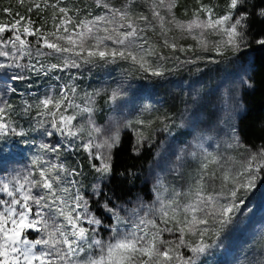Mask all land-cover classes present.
I'll return each mask as SVG.
<instances>
[{
  "label": "snow or ice",
  "instance_id": "6c2138e0",
  "mask_svg": "<svg viewBox=\"0 0 264 264\" xmlns=\"http://www.w3.org/2000/svg\"><path fill=\"white\" fill-rule=\"evenodd\" d=\"M180 10V0L0 9L11 17L0 18V264H211L216 250L229 252L264 183V145H247L231 122L232 85L254 86L240 57L253 39L264 47V0H225L219 10L195 0L191 15ZM200 61L233 68L210 91L191 82L182 110L141 103L150 101L137 94L145 85L129 95L133 77L163 86ZM97 76L102 87H92ZM126 132L132 157L153 155L146 193L132 194L135 166L117 170ZM69 153L84 158L69 163ZM255 235L231 264H264V229Z\"/></svg>",
  "mask_w": 264,
  "mask_h": 264
},
{
  "label": "rangeland",
  "instance_id": "374dc122",
  "mask_svg": "<svg viewBox=\"0 0 264 264\" xmlns=\"http://www.w3.org/2000/svg\"><path fill=\"white\" fill-rule=\"evenodd\" d=\"M205 2L207 3L208 0H205ZM73 3H75L79 7H85L91 3V0H73ZM194 3L195 0H180L181 10L178 15H182L184 8H187L189 15H191V8ZM212 3L215 4L217 6V9L219 10L224 7L225 0H212ZM9 5H11L13 13L19 11L20 13L24 14L26 13L27 7L30 5V0H25L23 4L17 3V0H0V9L8 7ZM69 6L71 7V5ZM37 15L38 14L36 13H32V18L34 20L37 19ZM50 17L51 11L47 12L43 17L44 20L48 21L49 25L51 24ZM0 18H3L5 22L11 19V17H7L2 11H0ZM176 35H178V33ZM181 42L186 44H194V41H192L191 39ZM227 55L231 56V52H229ZM240 59L243 61V67L247 70V74L250 77L252 70L251 57L248 56V54H245L242 55ZM232 68L233 65L228 61L220 64H213L208 61H200L193 64H187L184 65L183 68L179 71L172 73L168 77L170 83H166L163 86H160L159 82L155 78H153V80L151 81H148L133 77L131 80V89L129 90V95H131L132 89H137L138 85H145V87L139 89L137 94L138 96H143L145 98L150 97V101L148 99H144L141 101V103H155L158 101L159 103L157 104V107L163 105L162 111H167L169 108H171L175 112L177 110H182L184 107L183 102L191 98L189 94L193 92V89L187 87L191 82H196V91H199L201 93L210 91L224 77L225 70H231ZM100 79L101 78L97 76L96 80L92 82V87H102V84L96 83V81H99ZM45 84H47V82H45ZM82 86L87 87L86 84ZM232 87L239 97L237 101L238 111L236 117L231 121L232 123H236L237 116L241 112V101L239 96L241 88L239 84L235 83L232 85ZM173 97H175V99H173ZM13 102L18 103V101L15 99L13 100ZM211 110L212 103H209L206 108V112H211ZM130 111V107L124 109L126 115ZM153 115H158V113ZM135 116L136 113L131 112V116H129V118L131 119ZM145 116L151 118V116H149V114L147 113L145 114ZM184 139H190V137H184ZM209 143L214 142L210 141ZM260 146L261 145L251 147L253 149H256ZM232 155H236V153L233 152ZM83 158V153H78L76 155H73L71 153L68 154L69 163H76L78 160H81ZM249 206L255 208L254 215L249 219L243 230H237L232 234L229 245V252L225 253L223 249L216 250V253L210 258L211 264H231V261L234 260L236 256H239L243 249L249 247L250 244H253L255 240L259 239V236H256L255 234L264 229V183H261L257 187V189H255L251 193Z\"/></svg>",
  "mask_w": 264,
  "mask_h": 264
},
{
  "label": "trees",
  "instance_id": "16d2710c",
  "mask_svg": "<svg viewBox=\"0 0 264 264\" xmlns=\"http://www.w3.org/2000/svg\"><path fill=\"white\" fill-rule=\"evenodd\" d=\"M260 27L259 24L255 25L253 31L258 33ZM245 54L251 57L250 78L254 86L247 90H240L241 112L237 116L236 124L241 129V138L247 145H264V47L258 46L253 39L251 47L241 56ZM131 139L130 132L124 133V146L117 153V170L135 166L136 170L141 173L140 179L135 182L134 186L126 184L124 187L127 189L131 186L132 194L138 191L146 193L148 186L145 185L141 188V184L144 179V171L148 168V163L153 155L150 152H145L139 158L132 157L129 152ZM116 183L118 184L119 180Z\"/></svg>",
  "mask_w": 264,
  "mask_h": 264
}]
</instances>
